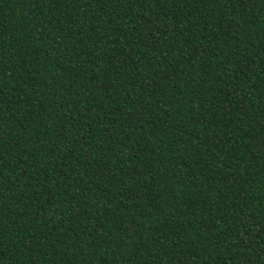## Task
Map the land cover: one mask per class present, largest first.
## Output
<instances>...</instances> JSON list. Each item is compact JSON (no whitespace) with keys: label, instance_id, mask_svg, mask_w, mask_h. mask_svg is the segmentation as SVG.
Instances as JSON below:
<instances>
[{"label":"trees","instance_id":"trees-1","mask_svg":"<svg viewBox=\"0 0 264 264\" xmlns=\"http://www.w3.org/2000/svg\"><path fill=\"white\" fill-rule=\"evenodd\" d=\"M0 264H264V0H0Z\"/></svg>","mask_w":264,"mask_h":264}]
</instances>
